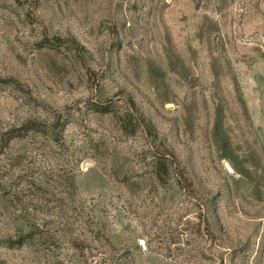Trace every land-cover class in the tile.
<instances>
[{"label": "rangeland", "instance_id": "1", "mask_svg": "<svg viewBox=\"0 0 264 264\" xmlns=\"http://www.w3.org/2000/svg\"><path fill=\"white\" fill-rule=\"evenodd\" d=\"M0 264H264V0H0Z\"/></svg>", "mask_w": 264, "mask_h": 264}]
</instances>
